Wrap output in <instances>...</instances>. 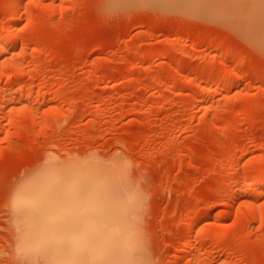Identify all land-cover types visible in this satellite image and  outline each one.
I'll return each instance as SVG.
<instances>
[{
    "label": "rangeland",
    "instance_id": "rangeland-1",
    "mask_svg": "<svg viewBox=\"0 0 264 264\" xmlns=\"http://www.w3.org/2000/svg\"><path fill=\"white\" fill-rule=\"evenodd\" d=\"M163 1L0 0V264H47L9 204L48 161L134 196L110 264H264V0Z\"/></svg>",
    "mask_w": 264,
    "mask_h": 264
},
{
    "label": "bare ground",
    "instance_id": "bare-ground-1",
    "mask_svg": "<svg viewBox=\"0 0 264 264\" xmlns=\"http://www.w3.org/2000/svg\"><path fill=\"white\" fill-rule=\"evenodd\" d=\"M172 2L170 5L176 4L172 6L178 10L207 7V0H184L183 3L173 0ZM183 5L186 8L182 7ZM209 12L213 11L209 9ZM6 39L4 38L0 44V51L4 53L10 44L15 43L16 38ZM223 84L222 82V88L228 86ZM1 109L2 116L4 110ZM49 114H52V111L48 115H43L41 122L46 116L50 118ZM71 162L69 161L70 164L67 165L66 163L61 165V162L59 165V162L48 161L43 169H39L40 171H36L35 175L33 173V176L30 175L29 179H25L26 181L24 180L25 182L23 181L13 194L14 197L9 204L13 216L9 222L11 221L10 224L19 230L17 253L19 256L28 255L35 259H43L47 264H98V259L110 264L109 261L114 256H132L137 247L135 245L142 243L140 240L142 235L139 234L141 235L139 237L136 232L139 229L138 225L126 212L128 211L126 208L134 202L132 201L134 196L129 198L130 196L127 195L129 197L126 198L122 191L117 189L114 169L107 167L101 169L98 163L81 164L84 165L81 166L80 163ZM120 178L122 179V176ZM121 179L120 185L123 182ZM257 179L258 176L255 180ZM258 180L262 181L259 182L260 184L264 183V178L260 177ZM109 181L117 187L114 185L112 188ZM112 190L114 192L117 190L120 197L116 196V198L124 201L116 202ZM125 191L127 193L129 190ZM86 196L89 199L84 201ZM260 210L264 211V209ZM261 219L262 217L260 221ZM133 224L134 226L136 224V230L132 227ZM79 228L86 231L79 234ZM135 237H138L139 242ZM66 238L71 240H65ZM119 240L121 243L118 245L116 241ZM87 242H91V246ZM63 243H67L69 248H74L68 249L66 253L67 248H64ZM138 248L137 252L141 253L142 249Z\"/></svg>",
    "mask_w": 264,
    "mask_h": 264
}]
</instances>
